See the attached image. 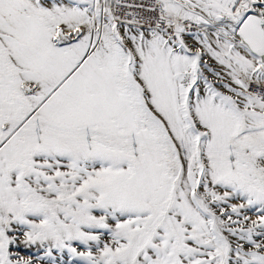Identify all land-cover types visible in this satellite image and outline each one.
I'll return each mask as SVG.
<instances>
[{"label": "snow or ice", "instance_id": "1", "mask_svg": "<svg viewBox=\"0 0 264 264\" xmlns=\"http://www.w3.org/2000/svg\"><path fill=\"white\" fill-rule=\"evenodd\" d=\"M0 264H264V0H0Z\"/></svg>", "mask_w": 264, "mask_h": 264}]
</instances>
